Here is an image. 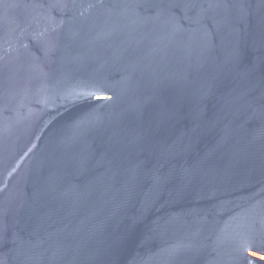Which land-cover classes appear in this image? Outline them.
Masks as SVG:
<instances>
[{"label": "water", "instance_id": "obj_1", "mask_svg": "<svg viewBox=\"0 0 264 264\" xmlns=\"http://www.w3.org/2000/svg\"><path fill=\"white\" fill-rule=\"evenodd\" d=\"M0 264H264V0H0Z\"/></svg>", "mask_w": 264, "mask_h": 264}]
</instances>
